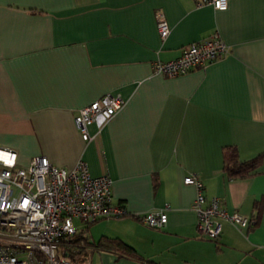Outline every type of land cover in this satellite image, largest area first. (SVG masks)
<instances>
[{
  "label": "crops",
  "instance_id": "1",
  "mask_svg": "<svg viewBox=\"0 0 264 264\" xmlns=\"http://www.w3.org/2000/svg\"><path fill=\"white\" fill-rule=\"evenodd\" d=\"M159 10L171 28L164 41ZM215 31L226 57L176 78L154 73L153 63L179 58ZM107 94L124 108L91 125L94 138L84 142L75 117ZM227 146L242 161L264 154V0H229L226 11L195 0H0V148L24 167L43 156L68 170L84 160L93 177L109 175L127 216L92 224L89 242L120 239L145 260L91 248L89 264H264V205L258 225L223 221L215 241L197 231L188 176L229 213L251 219L264 203V161L255 177L230 179ZM164 209L163 230L138 218Z\"/></svg>",
  "mask_w": 264,
  "mask_h": 264
},
{
  "label": "built area",
  "instance_id": "2",
  "mask_svg": "<svg viewBox=\"0 0 264 264\" xmlns=\"http://www.w3.org/2000/svg\"><path fill=\"white\" fill-rule=\"evenodd\" d=\"M198 7L212 6L226 11L229 0H195ZM219 2V7L217 3ZM157 29L162 41L171 32L162 10L156 12ZM229 46L220 32L184 48L179 58L153 63L155 74L168 78L184 76L205 69L229 54ZM125 101L107 94L80 109L75 124L84 142L94 136L93 124H105L123 108ZM184 183L194 186L197 195L192 210L197 215V231L202 237L215 241L222 234V222L246 228L254 222L238 213H229L218 199L208 200L203 183L188 176ZM113 179L109 175L93 177L88 164L79 160L71 170L53 165L43 156L35 157L28 166L19 164L18 154L0 148V264H76L78 249L71 244L63 247L81 230L102 220L123 218L127 210L114 202ZM147 227L163 230L168 225L166 209L147 212L138 217ZM83 229V228H82Z\"/></svg>",
  "mask_w": 264,
  "mask_h": 264
},
{
  "label": "trees",
  "instance_id": "3",
  "mask_svg": "<svg viewBox=\"0 0 264 264\" xmlns=\"http://www.w3.org/2000/svg\"><path fill=\"white\" fill-rule=\"evenodd\" d=\"M223 158V171L226 173L230 179L240 180L255 177L258 174V170L264 161V154L258 157L242 161L238 148L236 146H227L222 152ZM263 200L256 202L254 205L255 214L251 218L257 225L261 220L263 211ZM89 227L83 230H79L75 236L70 238V240H64V246L67 247V243L76 247L79 251L74 257L76 264H88V257L91 253V248H97L100 250L113 251L121 253L122 255L134 258L139 261H145L144 258L138 254V252L126 244L120 239L102 237L96 243L91 244L87 235L89 234ZM147 264H155L151 261H146Z\"/></svg>",
  "mask_w": 264,
  "mask_h": 264
},
{
  "label": "rangeland",
  "instance_id": "4",
  "mask_svg": "<svg viewBox=\"0 0 264 264\" xmlns=\"http://www.w3.org/2000/svg\"><path fill=\"white\" fill-rule=\"evenodd\" d=\"M75 224L77 225V226H81V225H83L80 221H78V220H76L75 221ZM90 226H92V225H89L88 227H90ZM88 233H90V232H88ZM89 235V234H88ZM88 235H87V237H88ZM95 237L96 238H94V240H97L98 238H97V236L95 235ZM89 238V237H88ZM90 240V239H89ZM88 264H89V262H87Z\"/></svg>",
  "mask_w": 264,
  "mask_h": 264
},
{
  "label": "clouds",
  "instance_id": "5",
  "mask_svg": "<svg viewBox=\"0 0 264 264\" xmlns=\"http://www.w3.org/2000/svg\"><path fill=\"white\" fill-rule=\"evenodd\" d=\"M220 5H219V2L217 3V7H219Z\"/></svg>",
  "mask_w": 264,
  "mask_h": 264
}]
</instances>
